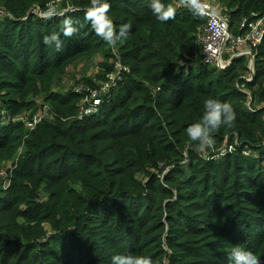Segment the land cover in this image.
I'll list each match as a JSON object with an SVG mask.
<instances>
[{"label":"trees","instance_id":"1","mask_svg":"<svg viewBox=\"0 0 264 264\" xmlns=\"http://www.w3.org/2000/svg\"><path fill=\"white\" fill-rule=\"evenodd\" d=\"M48 2L0 0L15 17L0 18V92L9 95L1 94L0 112L20 113L25 97L43 93L53 115L25 139L11 183L0 191V264H112V255L129 253L153 264H229L235 245L264 264V39L247 81L246 57L223 70L202 62L198 39L206 20L178 0H163L176 8L167 22L153 15L151 0H106L117 31L131 25L115 47L84 19L90 0H64L75 6L66 15L78 22L71 38L60 34L64 17L31 13ZM217 5L235 31L243 17L264 10V0ZM53 32L60 34V51L43 42ZM101 51L102 71L114 72L116 60L129 71L97 114L72 118L81 95L53 87L66 80L71 64ZM208 97L230 103L237 119L213 134L204 157L185 129L200 119ZM24 132L21 122L2 126L0 170ZM223 144L235 152L214 159ZM75 178L82 189L58 195ZM41 188L49 191L46 201ZM20 217L36 225L23 226Z\"/></svg>","mask_w":264,"mask_h":264},{"label":"clouds","instance_id":"2","mask_svg":"<svg viewBox=\"0 0 264 264\" xmlns=\"http://www.w3.org/2000/svg\"><path fill=\"white\" fill-rule=\"evenodd\" d=\"M194 14L203 10L201 0H182ZM60 0H49L41 13V18L51 20L57 16L64 17L60 21V34L64 37H75L79 33L71 17L66 15L68 9L60 11L58 5ZM150 7L153 15L160 22H167L175 18L176 8L172 3H164L163 0H151ZM110 5L106 0H90V5L84 9V19L88 21L95 31V34L104 40L108 45L115 47L118 42L127 39L131 25L122 23L117 27L109 15ZM60 34L53 32L43 37L45 45L55 47L56 51L62 48ZM237 119L236 112L228 102L208 97L204 101V112L199 120L190 124L185 132L188 138L194 143V151L202 153L215 144L214 133L221 127L231 128ZM229 264H260V260L252 251L246 250L240 245H235L229 253ZM112 264H153L149 256L143 254H114L111 257Z\"/></svg>","mask_w":264,"mask_h":264},{"label":"built area","instance_id":"3","mask_svg":"<svg viewBox=\"0 0 264 264\" xmlns=\"http://www.w3.org/2000/svg\"><path fill=\"white\" fill-rule=\"evenodd\" d=\"M178 1L183 3L182 0ZM201 3L203 10L199 15L206 20L198 39L202 62L223 70L229 67L235 58L246 57L250 72L243 77L247 81H251L254 75L255 50L264 39V10L251 12L249 16L243 17L235 31L232 28L229 15L221 12L217 0H201ZM34 8L31 7V13H33ZM0 18L15 19L13 13L11 14L9 10L1 7ZM114 67L115 71L108 73L106 80L98 81L96 85L87 83L74 87V93L81 95V103L77 105V119L83 120L97 114L104 104L111 101L113 89L122 80L123 73L129 71V68L120 60L115 61ZM239 88L244 92H248L243 84ZM50 107L49 105V109H46L45 115L43 112H36L24 120V125L29 132L45 120L47 114H50L49 119L53 118ZM1 113L2 119L7 120L8 117L6 116L8 114L6 113L8 112L2 110ZM10 182H8L6 188L9 187Z\"/></svg>","mask_w":264,"mask_h":264},{"label":"rangeland","instance_id":"4","mask_svg":"<svg viewBox=\"0 0 264 264\" xmlns=\"http://www.w3.org/2000/svg\"><path fill=\"white\" fill-rule=\"evenodd\" d=\"M0 7L5 8V9L8 8L6 5H3V3H0ZM74 7L75 6H72V5H65L64 0H61L59 5H58V9L60 11H64L65 9H68V11H71V10H74ZM44 9L45 8L35 7L33 9V14H37L38 17L41 18V13ZM10 13L12 14L11 11H10ZM13 15H14V13H13ZM107 47H109V45ZM110 49L112 52V48H109L107 50H110ZM102 61L107 62V57L101 51L97 55L87 56L84 61H79L77 63L71 64L67 68L66 73L64 75V78H66V80H63L61 82V84L55 83L56 85L53 88L59 92L61 91L62 93H64L67 91V89L74 90L75 86L78 87L81 84H87L89 81H92V80H97L99 82L106 80L107 74L110 73V71L109 72H107V70L102 71L101 66H99V65H101ZM108 62L110 63V60ZM100 75H102L103 77L102 76L99 77ZM245 75H248V73H245ZM123 77H124V75H123ZM115 90H116V87H115ZM115 90H114L113 94L115 93ZM7 91H9V90H7ZM3 93L5 94L4 95L5 98H9V95L6 92V90L1 91L0 96ZM9 93L15 94V92H13V91H9ZM2 98H3V96L0 97V99H2ZM25 101L27 102V106L20 113H16V114L6 113V114H8V116H6V117H8L7 120L2 119V116H1L2 113L0 112V130H1L2 126L7 125L9 123L14 124V123L21 122L24 124V120H26L27 117L32 116L33 113L43 112V114L45 115L46 109L47 108L49 109L48 104H50V103L46 102L45 98L43 97V93H41L37 96H34V95L27 96V97H25ZM78 103L79 104L81 103V97L79 98ZM28 104H29V106H28ZM78 114H79V112H78ZM49 115L50 114L46 115V119L50 118ZM76 115H77V112H76ZM76 115H73L72 118L76 117ZM24 127H25V132H24L23 142H22V145L20 146L19 150L11 157V159L4 161L2 163L3 168L0 170V187L2 189L0 191H4L6 186H8V182L10 181L12 171H13V169L18 167V161L20 160V155L25 152L24 141L30 135V132H29V130H27L25 125H24ZM231 152H235V148L234 147L231 148V147H228V146L223 144L218 149L215 150V154H214L213 158L214 159H216V158L221 159L224 157L225 154L231 153ZM243 153L247 156L253 154L252 150L248 149V148H245ZM200 154L205 157L204 154H202V153H200ZM255 157H257V156H255ZM208 159H210V157H208ZM261 165L264 167V162L261 163ZM137 179L139 181H141L142 176L137 175ZM73 180H75V181H73ZM73 180H70L68 182L69 184L67 185V189H65V188L62 189L61 186L58 187L57 188L58 195H60V196L64 195V192L70 191L71 188H73L74 190H81L82 189V184L80 183L81 181L78 180L77 178H75ZM39 193L46 198L44 200H43V198H41L42 201L48 200L47 198L50 196L49 191H47L44 188H41ZM21 208L24 210H28V207L26 208V205H23V204L21 205ZM20 223H22L23 226H35L36 225V224H31L28 221H25V219L23 217H20ZM42 224H43V226H45V229H47V230L51 229V225L49 222L43 221ZM46 238H47V236L43 240H46Z\"/></svg>","mask_w":264,"mask_h":264}]
</instances>
